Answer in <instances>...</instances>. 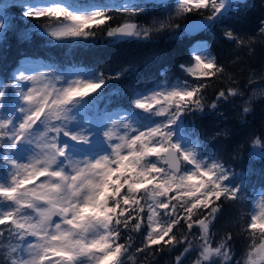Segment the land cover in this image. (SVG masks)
I'll return each mask as SVG.
<instances>
[{
  "label": "snow or ice",
  "instance_id": "snow-or-ice-1",
  "mask_svg": "<svg viewBox=\"0 0 264 264\" xmlns=\"http://www.w3.org/2000/svg\"><path fill=\"white\" fill-rule=\"evenodd\" d=\"M160 6L164 19L136 21ZM234 6L249 7L247 0H0V46L9 33L20 42L39 33L49 46L67 47L65 56L74 57L72 49L80 56L64 70L25 57L10 78H0V264H127L136 253L147 258L178 247L175 264L194 252L193 264H264V190L239 218L250 243L237 258L233 234L217 242L212 225L225 203L247 206L249 173L206 157L195 126L186 124L194 113L244 97L229 87L207 101V81L226 69L207 41L195 39L226 23ZM16 8L19 21L9 15ZM112 12L127 19L113 27ZM191 14L201 19L176 23ZM164 32L193 38L179 68L194 83L171 81L165 70L151 87L109 92L110 81L133 76L152 57L130 59L114 73L85 66L103 55L98 36L123 47ZM258 34L264 39V21ZM223 35L237 46L255 40L231 29ZM255 95L243 101V114ZM113 97L122 101L114 108ZM251 149L264 160V134L251 139ZM132 232L142 237L135 248Z\"/></svg>",
  "mask_w": 264,
  "mask_h": 264
},
{
  "label": "trees",
  "instance_id": "trees-1",
  "mask_svg": "<svg viewBox=\"0 0 264 264\" xmlns=\"http://www.w3.org/2000/svg\"><path fill=\"white\" fill-rule=\"evenodd\" d=\"M102 2V0H101ZM123 2V0H117ZM174 3V0H168ZM249 7L242 11H237L235 6L232 15L226 23L217 26L213 31L197 34L195 39L205 40L211 46L213 54L218 62L226 69L222 78H211L205 91L206 99L211 103L219 90H226L229 87L238 88L244 92V97L230 98L229 101L221 102L217 109H206L204 113H194L187 117L186 124L191 127L194 125L198 136L204 141V155L220 157L227 161L238 172L249 173L246 177V207L243 209L233 206L232 202L224 204L223 209L213 221L212 229L216 233L215 240L218 242L225 233L233 234L231 241L237 258H240L246 249V244L250 240L246 234H242L240 225L243 221L239 218L242 212L251 211L255 206L256 197L264 190V160L259 157H252L251 139L255 136L264 134V94H259L251 100V111L243 114V101L252 96L253 91L260 87L264 92V39L260 38L258 28L261 21H264V0H247ZM20 9H10V17L19 21ZM114 19L111 21L113 27L121 24L127 17L119 13H110ZM167 10L162 6L157 8L149 7L148 11L136 17L139 24H150L154 18L164 19ZM201 18L198 14H191L182 17L176 23L183 24L193 19ZM32 24L34 21H23ZM231 29L246 39L255 38L254 43L247 46H237L234 42L227 40L223 32ZM106 36H98L94 41L96 50L103 55L88 67L107 66V70L116 72L125 67L130 59L141 57H152L151 63L142 65L137 72L129 77H122L120 80L109 82V92L125 89L132 84L148 85L151 87L154 80L160 79L159 73L167 71L171 81L177 79H188L195 82L191 77H186L180 70V64H186L189 60V49L193 38L175 37L170 32L154 35V39L146 44H127L123 47L110 46L106 44ZM47 37L36 33L30 42H20L15 33H9L7 41L0 46V78H10L12 72L18 66L19 61L25 57L42 60L46 63H56L62 66L61 70L72 66L73 59L79 60L77 49L71 51L76 54L74 57L65 56L69 51L67 47H51L47 44ZM106 101L101 102V107ZM122 101L118 97H113L111 107H116ZM221 133V135H216ZM247 219V217H245ZM239 221V222H238ZM197 231V229H194ZM133 248L140 245L142 237L132 232ZM180 236L181 233L177 232ZM126 239V237H125ZM181 248L171 252L165 250L155 256L145 258L144 254L136 253L127 264H175L176 257L180 255ZM194 252L184 259V264H193Z\"/></svg>",
  "mask_w": 264,
  "mask_h": 264
},
{
  "label": "rangeland",
  "instance_id": "rangeland-1",
  "mask_svg": "<svg viewBox=\"0 0 264 264\" xmlns=\"http://www.w3.org/2000/svg\"><path fill=\"white\" fill-rule=\"evenodd\" d=\"M262 92H263V89L260 88V87L256 88V90L253 91V93H256L255 96H258V95L261 94ZM253 93H252V94H253ZM259 200H260V196H257V197H256V200H255V204L258 203ZM254 207H255V206H254Z\"/></svg>",
  "mask_w": 264,
  "mask_h": 264
},
{
  "label": "water",
  "instance_id": "water-1",
  "mask_svg": "<svg viewBox=\"0 0 264 264\" xmlns=\"http://www.w3.org/2000/svg\"><path fill=\"white\" fill-rule=\"evenodd\" d=\"M201 18H198V19H193V20H190V21H188V22H185V23H192V22H195V21H198V20H200ZM184 24V23H183Z\"/></svg>",
  "mask_w": 264,
  "mask_h": 264
}]
</instances>
